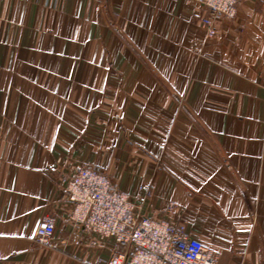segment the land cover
Instances as JSON below:
<instances>
[{"label":"crops","instance_id":"1","mask_svg":"<svg viewBox=\"0 0 264 264\" xmlns=\"http://www.w3.org/2000/svg\"><path fill=\"white\" fill-rule=\"evenodd\" d=\"M204 14L199 0H0V264L108 257L56 184L80 164L216 264H264V0L213 36Z\"/></svg>","mask_w":264,"mask_h":264},{"label":"built area","instance_id":"2","mask_svg":"<svg viewBox=\"0 0 264 264\" xmlns=\"http://www.w3.org/2000/svg\"><path fill=\"white\" fill-rule=\"evenodd\" d=\"M199 1L205 10L200 23L207 36L215 35L219 20L233 18L242 2ZM56 184L72 204L69 219L74 227H81L79 239L109 252L107 258L98 259L99 264H216L214 253L198 238L180 224L147 215L100 169L83 164L72 170L61 167ZM173 206L170 202L168 208ZM54 230V217L43 214L35 241L49 244Z\"/></svg>","mask_w":264,"mask_h":264}]
</instances>
